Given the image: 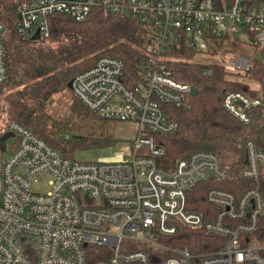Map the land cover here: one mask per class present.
<instances>
[{
  "label": "built area",
  "instance_id": "1",
  "mask_svg": "<svg viewBox=\"0 0 264 264\" xmlns=\"http://www.w3.org/2000/svg\"><path fill=\"white\" fill-rule=\"evenodd\" d=\"M11 9L23 40L37 32L48 40L50 16L82 22L99 10L137 19L149 28L151 46L137 77L121 60L101 57L72 80V94L88 112L136 127L121 152L71 159L20 124H9L16 148L0 168V264H264V244L253 240L264 221V134L245 146L241 178L255 187L240 195L211 188L206 201L215 212L209 218L187 210V193L202 183H230L219 157L199 151L165 170L158 162L166 151L156 141L177 131L172 111L188 108L192 97L193 86L173 79L164 64L169 48L184 42L209 56L217 53L213 41L246 37L264 54V0H13ZM1 19L0 5V94L8 76ZM254 61L226 54L218 64L245 75ZM223 107L249 126L251 111L264 110V101L228 92ZM46 178L49 192H35ZM180 227L225 243L204 254L167 247L163 240ZM27 245L35 248L32 257Z\"/></svg>",
  "mask_w": 264,
  "mask_h": 264
},
{
  "label": "trees",
  "instance_id": "2",
  "mask_svg": "<svg viewBox=\"0 0 264 264\" xmlns=\"http://www.w3.org/2000/svg\"><path fill=\"white\" fill-rule=\"evenodd\" d=\"M12 3L13 0H0L1 22L7 30L8 71L0 94V138L7 133L9 124L15 122L67 158L73 159L77 152L112 148L116 140L110 136L109 124L115 122L103 121L88 112L74 96L73 112L93 123L88 135L70 137L69 126L53 118L48 109L56 95L69 90V82L78 73L91 69L101 57L121 60L127 73L137 77L139 67L149 58V28L130 16L104 15L99 10H93L82 22L68 15L56 14L48 18L49 39L31 42L23 40L17 31V17L11 9ZM195 56L197 52L184 42L180 46H171L165 54L164 64L173 79L196 87L199 93L197 97H190L188 108L172 111V118L178 124L177 131L171 135L156 136V141L166 151L158 165L172 170L179 160L199 151L211 152L219 157L229 173L230 183H202L187 193V210L209 218L208 213L215 212L206 201L211 188L240 195L255 187L253 182L244 181L241 173L246 166V143L250 140L260 142L264 134V110H252L251 124L245 126L224 109L223 100L228 92H240L264 101V62L255 60L251 71L242 75L231 73L220 64L193 63ZM241 77L258 83L260 90H253ZM15 148L16 145H13L11 151ZM2 164L0 159V168ZM259 187L264 196V181L259 183ZM253 238L264 244V221L261 233ZM29 241L37 243L36 239ZM163 243L170 248L204 254L217 252L225 240L203 231L180 227L173 237L164 239ZM23 249L30 257L35 253L31 245ZM169 255L162 254L163 257Z\"/></svg>",
  "mask_w": 264,
  "mask_h": 264
},
{
  "label": "rangeland",
  "instance_id": "3",
  "mask_svg": "<svg viewBox=\"0 0 264 264\" xmlns=\"http://www.w3.org/2000/svg\"><path fill=\"white\" fill-rule=\"evenodd\" d=\"M50 43V42H49ZM51 45H53L51 43ZM211 46L217 53H211L209 56L198 55L194 57L193 63H216L218 64L222 57L229 54L234 57H248L252 60H264V54L262 50L254 45V42L244 37V39L230 38L226 40H217L211 43ZM236 79V78H235ZM241 80L248 83L251 88L255 91L260 90L258 83L253 82L249 78L241 77ZM73 94L71 90L64 91L55 96L53 103L48 109L49 114L64 124L69 126L68 135L71 136H85L91 132V123L88 119H82L73 112ZM0 123L1 120H0ZM0 124V128H1ZM110 136L116 140V144L112 148L102 149L98 151H83L77 152L74 158L85 159L91 158L97 160L99 157H108L119 153L124 149L130 141L133 140L136 134V127L129 123H110L109 124ZM15 139L7 141V152L0 153V159L5 162L8 159L9 154L12 152L11 149L15 144ZM15 150V149H14ZM49 178H46L42 183L33 186L35 192L46 194L49 192L48 182Z\"/></svg>",
  "mask_w": 264,
  "mask_h": 264
},
{
  "label": "water",
  "instance_id": "4",
  "mask_svg": "<svg viewBox=\"0 0 264 264\" xmlns=\"http://www.w3.org/2000/svg\"><path fill=\"white\" fill-rule=\"evenodd\" d=\"M41 41V38H40V34L39 32H37L31 39V42H40ZM68 89L69 90H72V81L69 82L68 84ZM198 89L196 87H193L192 90H191V95L192 97H197L198 96ZM15 135L13 133H6L4 134L1 138H0V152L1 153H5L6 150H7V141L10 140V139H14ZM247 163V160L246 162Z\"/></svg>",
  "mask_w": 264,
  "mask_h": 264
}]
</instances>
